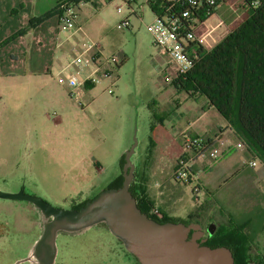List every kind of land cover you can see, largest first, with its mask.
Returning <instances> with one entry per match:
<instances>
[{
    "label": "rangeland",
    "instance_id": "rangeland-1",
    "mask_svg": "<svg viewBox=\"0 0 264 264\" xmlns=\"http://www.w3.org/2000/svg\"><path fill=\"white\" fill-rule=\"evenodd\" d=\"M143 1L132 5L136 14L130 16L122 0H91L79 6L76 24L79 17L85 34L68 39V43L64 42L66 35L54 34L56 53L64 50L59 60L64 72L53 78L66 92L58 93L50 104L33 99L32 90L28 100L14 96L19 86L11 88L7 80L1 82L5 97L0 101V192L23 188L27 195L56 207H65L80 194L92 199L121 173L119 157L135 139V171L147 176L148 197L161 215L188 222L190 215L202 208L199 213L214 225L227 224L230 219L233 226L228 228L232 229L248 221L243 233L250 239V255L264 256V166L251 153L244 157L245 147L236 148L240 141L228 139L224 131L228 145L222 154L216 160L195 161L187 185L169 188L167 180L172 179L176 162L184 154V137L208 139L219 126L225 130L226 122L215 109L195 104L166 80L172 62L152 43L145 26L154 16ZM240 5V0H220L212 16L195 24L196 32L212 29L206 38L207 48L214 47L243 20ZM117 6L122 7L121 13ZM125 17L130 27L117 29ZM18 36L21 34L13 39ZM88 39L100 44L104 58L117 55L123 62L110 78L93 85L89 95L77 101L66 88L67 74H75V69L67 66ZM111 84L113 93L109 94ZM196 119L207 135L188 133ZM253 161L255 166H251ZM195 187H199L196 195L191 192ZM207 195L210 200L204 203ZM28 210L23 202L0 199V264H16L31 250L38 230L12 224L20 211L29 215ZM201 223L209 221L201 219ZM81 233L68 244L57 241L56 264L120 262L119 248L104 225Z\"/></svg>",
    "mask_w": 264,
    "mask_h": 264
},
{
    "label": "trees",
    "instance_id": "trees-1",
    "mask_svg": "<svg viewBox=\"0 0 264 264\" xmlns=\"http://www.w3.org/2000/svg\"><path fill=\"white\" fill-rule=\"evenodd\" d=\"M60 1L62 0H57L51 14L57 13V5ZM90 1L87 0L86 3ZM165 2V0H149L148 7L154 13L159 11ZM240 2L243 20L210 49L190 43L188 55L191 66L186 74L177 77L172 84L177 91H183L191 98L195 96L205 98L208 106L216 110L232 130L235 139L245 147L244 157L247 158L251 153L264 166V0H240ZM214 10L210 16L213 15ZM51 14L31 20L28 28L34 27ZM210 16L202 17L200 21L204 22ZM23 32L11 36L10 40ZM123 164L124 155L119 159L121 173L108 183L106 189H118L122 186ZM134 174L137 177L130 183L128 191L138 200V209L150 219L160 224L174 222L188 225L197 223L201 219L212 223L209 217H203L199 213L202 208L192 213L188 222L173 219L164 213L162 219H157L150 214L154 203L147 194V176L136 171ZM174 182L179 186L187 185V182ZM191 192L195 194L194 189ZM208 195L204 203L209 202ZM261 214L264 216V211ZM247 223L248 221H245L242 225H235L234 228L229 229V226H233L229 219L227 224L215 225L216 230L202 245L210 248H228L232 253L234 264H264V256L250 255V239L246 233H243Z\"/></svg>",
    "mask_w": 264,
    "mask_h": 264
},
{
    "label": "water",
    "instance_id": "water-1",
    "mask_svg": "<svg viewBox=\"0 0 264 264\" xmlns=\"http://www.w3.org/2000/svg\"><path fill=\"white\" fill-rule=\"evenodd\" d=\"M136 145L134 139L124 153L122 186L102 190L78 210L55 208L39 197L22 192H0V199L29 201L44 217H51L43 225L31 256L40 264H53L58 232L78 233L103 224L139 264H234L228 248H210L197 241L204 234L200 224H160L138 209L135 199L128 191L133 179L134 165L131 157ZM214 228L213 223L208 224L205 229L208 236L213 234Z\"/></svg>",
    "mask_w": 264,
    "mask_h": 264
},
{
    "label": "built area",
    "instance_id": "built-area-1",
    "mask_svg": "<svg viewBox=\"0 0 264 264\" xmlns=\"http://www.w3.org/2000/svg\"><path fill=\"white\" fill-rule=\"evenodd\" d=\"M87 0H62L57 5V35H66L79 30L76 24L79 6L85 4ZM111 0H105V3ZM127 4L128 15H135L136 0H122ZM165 5L159 11L153 13L154 20L151 24L145 26L151 35L154 46L159 47L162 52L169 55L171 59V76L166 80L173 81L187 73L191 66L189 59V44L196 43L205 46L206 38L212 32L207 29L205 32H196V23H202L200 18L210 16L218 4V0H165ZM149 0H144L143 4L148 5ZM139 6L142 14V5ZM117 12H122V7H116ZM142 19V17H140ZM130 27L127 17H125L117 26V29ZM56 47L59 44L55 43ZM101 46L98 42L88 39L82 42L78 54L73 57L67 68L75 69V74H70L66 83L71 89L70 96L77 101L81 99L79 93L80 87L86 85H95L104 78H110L119 64L117 55L110 58H104L100 52ZM77 76V77H76ZM81 77V79H80ZM78 78V79H77ZM112 84L107 92L112 94ZM228 139L224 130H218L213 137L208 139L197 136H185L183 139V155L177 160L174 171L173 181L179 183H188L194 175L192 166L195 161L207 159L216 160L227 147ZM241 143L236 144V148H241ZM255 166V162H251ZM198 189H194L195 195ZM150 214L157 219L162 218L161 213L152 208Z\"/></svg>",
    "mask_w": 264,
    "mask_h": 264
},
{
    "label": "crops",
    "instance_id": "crops-1",
    "mask_svg": "<svg viewBox=\"0 0 264 264\" xmlns=\"http://www.w3.org/2000/svg\"><path fill=\"white\" fill-rule=\"evenodd\" d=\"M55 4L56 0H0V84L7 80L11 88L19 86V92L16 93L15 91L16 94L14 96L26 97V100H28V94L32 90L34 91L32 94L33 99L36 101L43 99L46 104H50L58 97V93L62 96L66 92L64 87L59 86L53 78V76L64 72L59 61L64 50H60V54H58L52 46L57 29L56 16L51 14ZM48 13L51 15L43 18L41 22L28 30L27 23L34 19H40ZM77 23L79 30L68 34L66 36L67 41H64L65 43H68V39L75 38L78 34H85L83 26L79 23V17ZM20 31H24L20 33L21 36L6 43L11 36ZM55 39L57 38L55 37ZM160 53L163 54L162 51ZM122 62L123 60L120 59L117 68ZM69 76L67 74V77ZM93 87V85L86 84L80 87L81 98L88 96ZM66 88L69 89L70 94L71 89L68 85ZM4 97V91L0 87V101ZM192 99L195 104L199 102L210 109L212 108L208 106L207 100L203 97L195 96ZM46 119L49 120L47 117ZM199 121L200 119L194 121V125L188 128V133L198 136L207 135L202 133L204 126H200L198 124ZM220 127L216 131L220 130ZM224 131L227 133L228 139L230 137L236 141L227 123ZM167 182L170 189H178L179 185L172 179L167 180Z\"/></svg>",
    "mask_w": 264,
    "mask_h": 264
},
{
    "label": "flooded vegetation",
    "instance_id": "flooded-vegetation-1",
    "mask_svg": "<svg viewBox=\"0 0 264 264\" xmlns=\"http://www.w3.org/2000/svg\"><path fill=\"white\" fill-rule=\"evenodd\" d=\"M131 162H132V157H131ZM132 164H133V162H132ZM134 171H135V165H134ZM134 171H133V179H132V181H134L135 178L137 177L134 174ZM18 192H22L23 194L27 195L26 191L23 188H18L17 191L14 192V193H18ZM30 195H28V196H30ZM89 200H91V199L83 198L82 195L80 194V195H77V196L71 198L69 200L68 204L65 207H60V206H58V207L53 206V207L66 209V210H68V209L69 210H78L82 206L83 203L85 204ZM16 201H19L21 203L23 202L25 204V207H27L29 209L28 210L29 211V215H24V213L22 211H20V213L17 214V216H18L17 221L13 220L12 224H15V225L20 224V225L27 226V228L37 229L38 230V235H37L36 239L33 241V244H32V248H33V245L35 244L36 240L41 235L43 225L46 222L50 221L51 217H48V218L44 217L42 215L41 211L29 201H26V200H16ZM135 202H136V205H137L138 204V200L135 199ZM160 219H162V218H160ZM193 223L194 224H200L202 226L204 234L199 239H197V241L200 242V244H205L207 242L208 238L211 237V236H208V234L205 232V229L208 226V224L207 225L202 224L201 220H198L197 223H195V222H193ZM7 225H8V223H7ZM99 225H102V224H99ZM91 228H89L88 230H90ZM107 232H108V230H107ZM79 234H82V233L81 232H78V233L58 232L57 235H56V246H57V241L61 242L60 244L63 243L65 245V244H68V241H69L70 238L75 237V236H79ZM191 236L192 235L190 233L189 237H191ZM112 238L115 240L116 246L119 248V251H120V254L118 256V259H119L120 262L119 263L117 262V264H139L138 261L135 259V257L132 256L131 254H129L124 249L122 243L119 240H117L113 236H112ZM32 248L29 251V253L27 255H25L24 257L20 258L17 261L16 264H40L39 261L36 258L31 256ZM58 255H59V250H58V247H56V255H55V259H54L53 264H56V260L58 259Z\"/></svg>",
    "mask_w": 264,
    "mask_h": 264
}]
</instances>
